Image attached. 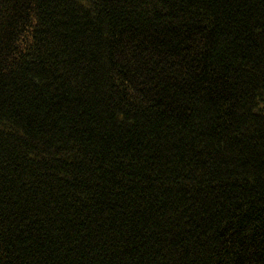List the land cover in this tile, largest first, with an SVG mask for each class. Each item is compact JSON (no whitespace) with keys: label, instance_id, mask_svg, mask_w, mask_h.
I'll return each instance as SVG.
<instances>
[{"label":"trees","instance_id":"trees-1","mask_svg":"<svg viewBox=\"0 0 264 264\" xmlns=\"http://www.w3.org/2000/svg\"><path fill=\"white\" fill-rule=\"evenodd\" d=\"M0 264H264V0H0Z\"/></svg>","mask_w":264,"mask_h":264}]
</instances>
